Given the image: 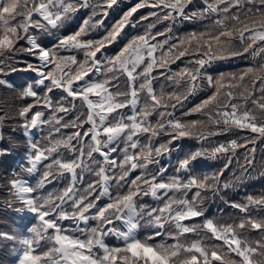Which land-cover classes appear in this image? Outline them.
<instances>
[{
    "label": "clouds",
    "instance_id": "obj_1",
    "mask_svg": "<svg viewBox=\"0 0 264 264\" xmlns=\"http://www.w3.org/2000/svg\"><path fill=\"white\" fill-rule=\"evenodd\" d=\"M123 28L145 38L138 58L108 47ZM254 181L264 0H0V230L72 264H126L134 243L181 253L173 264L193 244L243 264L217 236L264 240L247 219L264 188L231 199ZM221 204L236 214L207 215Z\"/></svg>",
    "mask_w": 264,
    "mask_h": 264
},
{
    "label": "snow or ice",
    "instance_id": "obj_2",
    "mask_svg": "<svg viewBox=\"0 0 264 264\" xmlns=\"http://www.w3.org/2000/svg\"><path fill=\"white\" fill-rule=\"evenodd\" d=\"M174 2L179 5L182 3V0H174ZM3 11L8 12L9 9L4 8ZM134 12L135 10L133 9L129 12V15H133ZM144 39L145 38L141 37L139 34H134L132 31H129L128 28H123L116 36L115 41L110 43L108 47L115 53L116 60H119L122 56L138 58L141 50V42ZM47 56L48 54L45 52L42 58L46 59ZM74 79H80V77H74ZM102 87L103 85L97 84L92 89H89V91L95 92L98 88ZM24 203L31 204V201L25 200ZM251 207H254L255 209H264V204L256 203ZM33 211H35V209H33ZM245 214L247 215V210L245 211ZM41 218L43 219V217ZM247 219L252 222L253 231H264V229H261L256 225L255 221L258 220L256 217L253 219L252 216H247ZM49 227L51 228L53 226L49 225ZM209 228L213 232L218 231L214 225H209ZM225 228L227 231L218 234L217 242L223 251L227 252L230 256L238 255L241 257L243 264H253V260L258 258V256L264 252V248H262L264 240L257 239L252 246L245 250L240 247L238 240L231 239L229 236L231 229H229L227 225H225ZM4 241L16 242V248L14 249L15 254L12 256V264H56L58 260L60 264H72L70 258L67 260L61 258L59 248L56 252H52L47 248H37L29 239L19 238L18 233L0 230V243H3ZM70 246L83 247V245ZM185 251L188 252L189 255L182 258L180 264H226L225 256L221 251L212 250L211 252H208L203 246H198L196 244H193L191 248L186 249ZM127 252L128 256L125 258L126 264H140L141 261L143 264H149V261L151 264H173L176 257L181 255V253L176 251H161L139 243L132 244L127 249ZM80 259L89 260V257L81 256ZM110 259L114 264H120V257L114 256ZM91 264H95V262L91 261Z\"/></svg>",
    "mask_w": 264,
    "mask_h": 264
},
{
    "label": "trees",
    "instance_id": "obj_3",
    "mask_svg": "<svg viewBox=\"0 0 264 264\" xmlns=\"http://www.w3.org/2000/svg\"><path fill=\"white\" fill-rule=\"evenodd\" d=\"M133 2H135V0H133ZM124 10L125 9H116L111 13V16L117 17ZM141 11H147V10H141ZM137 15H139V13ZM188 27L189 26L186 25L185 28L182 30H187ZM158 39H163V37H158ZM231 66L232 65H220L221 69ZM261 188H264V181L250 182L244 186L242 191L234 194L231 199L233 201H236L241 198H246L248 195H253V196L259 195ZM220 208H223V212H220ZM227 212L233 213L234 215L236 214L233 209H231L230 207H225L224 205L221 204L219 208L213 206V209H210L207 215L209 217H214L217 213H219V215L221 216H226ZM252 215H254L257 219H264V209H253Z\"/></svg>",
    "mask_w": 264,
    "mask_h": 264
}]
</instances>
